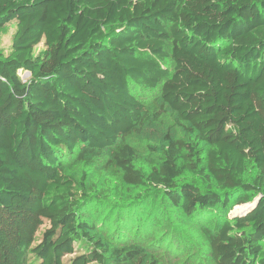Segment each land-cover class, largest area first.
Wrapping results in <instances>:
<instances>
[{
    "label": "trees",
    "instance_id": "1",
    "mask_svg": "<svg viewBox=\"0 0 264 264\" xmlns=\"http://www.w3.org/2000/svg\"><path fill=\"white\" fill-rule=\"evenodd\" d=\"M11 22L0 264H178L174 216L204 237L191 259L264 264V0H0ZM155 90L160 106L137 95Z\"/></svg>",
    "mask_w": 264,
    "mask_h": 264
},
{
    "label": "rangeland",
    "instance_id": "2",
    "mask_svg": "<svg viewBox=\"0 0 264 264\" xmlns=\"http://www.w3.org/2000/svg\"><path fill=\"white\" fill-rule=\"evenodd\" d=\"M15 30H16V23L11 22L8 25L7 32L0 33V50L4 51V53H8L10 49ZM45 49H46V46L43 41L37 46L36 54L41 53ZM19 73L21 74L23 81H25L26 79L30 77L29 71L20 70ZM156 92L157 90L148 92L146 94H142L138 92L137 95L141 97V100L144 102L146 106L151 107L153 106L152 104H156V103H159L157 105L160 106V102H158L159 100L158 93ZM172 126H173V121H172V117L170 116V114L167 113L166 115H162L159 120H156V121L153 120L151 124H148L145 126V131H143V136L139 138V143H146L147 139L152 140V141L161 140L164 134L167 132L168 128H171ZM175 133L179 134L180 130L175 129ZM83 169L84 167L79 165V169H78L79 173H81ZM78 176L80 175L78 174ZM117 178H118V175H117L116 168H113V167H111L109 170L104 172L102 176L103 182L106 186L109 185L108 182L115 183L117 181ZM246 205L247 204L236 205L234 209L230 212V214L233 216L235 215V213H241V210L245 208ZM156 210H157V213L159 214L158 226H160L159 229H161L165 225L164 220L161 219V217L164 216L163 212L165 211V208L164 206L159 205L158 203ZM92 213L96 214L98 213V210L94 207ZM99 214H102V208L99 210ZM95 218H98V215H95ZM171 226H176L180 236H183L184 238H187L189 239V241L192 242V244L190 245L192 249L187 250L185 254L181 255L178 261V264H202V262L204 261L203 259H200L198 257H194V259H191L192 255H197V253L203 252L198 249V245H200L201 240L204 239V237L202 236V233L198 232L194 225H190V222L188 223V225L184 224L176 216L172 217ZM45 228H46L45 225H43L42 228L40 229V232L37 235V241L35 242V244L38 242V240L41 239L42 233L45 230ZM113 228H114V218L112 222L110 223V225L108 226L106 232H104V234L111 233ZM188 253H191V254L187 256ZM71 256L72 255L67 256L66 259L68 260L69 258H72Z\"/></svg>",
    "mask_w": 264,
    "mask_h": 264
},
{
    "label": "water",
    "instance_id": "3",
    "mask_svg": "<svg viewBox=\"0 0 264 264\" xmlns=\"http://www.w3.org/2000/svg\"><path fill=\"white\" fill-rule=\"evenodd\" d=\"M255 202H256V201H255ZM255 202H253L252 204L247 205L245 208H243V209L241 210V212L244 213V212L248 211L253 205H255ZM235 214H236V213H235Z\"/></svg>",
    "mask_w": 264,
    "mask_h": 264
},
{
    "label": "clouds",
    "instance_id": "4",
    "mask_svg": "<svg viewBox=\"0 0 264 264\" xmlns=\"http://www.w3.org/2000/svg\"><path fill=\"white\" fill-rule=\"evenodd\" d=\"M247 205H249V204H247ZM247 205H246V206H247ZM241 213H242V212H241ZM241 213H236L235 215H238V214H241Z\"/></svg>",
    "mask_w": 264,
    "mask_h": 264
}]
</instances>
